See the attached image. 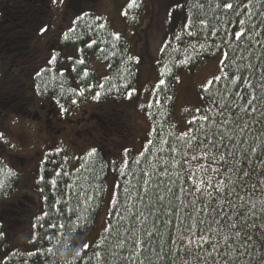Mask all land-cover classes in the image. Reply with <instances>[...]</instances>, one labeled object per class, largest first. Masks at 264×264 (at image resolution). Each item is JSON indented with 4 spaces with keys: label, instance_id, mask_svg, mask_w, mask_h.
Wrapping results in <instances>:
<instances>
[{
    "label": "trees",
    "instance_id": "obj_1",
    "mask_svg": "<svg viewBox=\"0 0 264 264\" xmlns=\"http://www.w3.org/2000/svg\"><path fill=\"white\" fill-rule=\"evenodd\" d=\"M177 1L151 68L165 83L157 86L148 108V142L140 151L128 147L110 160L98 147L84 153L63 147L47 154L38 175L30 176L36 180L29 191L37 199L18 200L25 224L29 209L38 210L26 245L12 248L18 240L14 228L23 220L11 223L0 217V264H264V154L259 148L251 151L264 145V0ZM131 3L122 19L136 26L146 6L143 0L129 7ZM225 3L239 7L225 9ZM16 11L19 33L24 29L22 15L31 31L41 25L37 21L43 14L34 7L27 4ZM46 19V31L37 28L34 34L41 43L35 49L52 50L51 56L38 66L19 57L11 63L4 54L8 44L15 51L22 46L16 36H2L0 77L13 73L25 82L17 81V88H24L29 98L53 100L61 109L71 103L82 106L93 96V106L122 102L138 92L142 60L105 18L88 11L63 32ZM241 30L237 39L235 33ZM221 54V79L200 88L201 104L178 118V80ZM95 60L105 70L99 82ZM253 96L255 113L248 107ZM12 99L0 96V120L28 113L24 108L19 112L21 102ZM16 167L0 157V204L5 209L21 183ZM249 169L250 176L242 180ZM110 176L116 184L107 201L105 225L86 249L78 247L106 205ZM245 217L257 225L245 232L251 240L237 238L240 229L230 227L245 223Z\"/></svg>",
    "mask_w": 264,
    "mask_h": 264
},
{
    "label": "rangeland",
    "instance_id": "obj_2",
    "mask_svg": "<svg viewBox=\"0 0 264 264\" xmlns=\"http://www.w3.org/2000/svg\"><path fill=\"white\" fill-rule=\"evenodd\" d=\"M129 1L131 0H71L70 6L66 8V0H60L52 8L50 7L48 9L47 6L44 8L39 7V11L44 12L45 10L46 13H42L43 15L39 16V19H42L37 21L44 23L46 26L48 23H45L44 19L48 17L46 15L48 14L51 16L49 19H46L50 21L49 24L51 23L57 26V29L58 27L64 29L68 27L72 16L91 7L92 10L89 11L95 12L100 17L104 16L109 20L108 23L117 33L122 34L125 39L131 42L133 46V56L142 60V64L139 68L141 77L138 92L136 94L128 97L122 102L98 104V107L93 106L95 105L93 96L91 100L89 99L82 105V108H84L89 115L82 119L79 125L76 124L73 127L74 135L70 140V147L81 151H85L92 147H99L106 152L108 160L111 159V156L115 155L113 153H121L128 147L140 151L149 140L151 125L148 119V108L149 105L155 101L154 93L161 80L159 72L154 73L151 68L153 62L157 60L159 49L164 42L165 36L162 30L170 19L169 10L177 5L175 3H178L177 0H143L146 6V13L143 16L144 22L141 23L142 25L140 24L141 26H128L122 19L121 14ZM14 4L17 5V0ZM169 6L170 9H168ZM5 15V11L0 13V17H4ZM73 19H75V17ZM20 20L24 23V29L21 31L23 32V37L21 38L20 35H18L16 42L18 41L17 44L22 47L15 52L19 56L20 61L24 59L30 65L35 62L38 66L39 62L46 61L45 58L50 56L51 52L44 51L39 53V51L35 49L39 48L41 44L39 41H35L34 38L37 28L28 33V27L30 26L26 23V17L22 15ZM11 28V25L2 28L0 30V38H2V35L7 31L8 34L3 37L10 36L9 33H12ZM19 30L20 29H16L17 32H20ZM32 54H34V57H31ZM15 58L17 57L15 56ZM223 58L224 54H221L215 60L203 62L192 74H186L178 80L176 86H174V89L176 88L174 92L176 100L175 113L178 118H180L183 110L189 108L193 109V107L195 109L201 104L202 101L199 100L198 90L204 88L211 79L220 75ZM94 68L97 71V80L99 82L100 78L105 75V70L100 63H95ZM16 79L17 77L14 76L13 73H9L5 77H0V95L8 93V89L10 88L13 89L14 86L17 85ZM25 85L24 83V86ZM23 91L24 88H18L15 93L21 98L29 99ZM11 92H14V90H11ZM11 96L12 95L8 93V97L10 98ZM94 115L96 116L94 117ZM11 118L12 122L9 121L10 117L5 120L6 117L2 116L0 120V131L2 133L0 136V157L6 158L9 162L15 164L17 166L16 168L21 171L22 178L16 193L11 197L12 199L7 200L9 203L7 207L9 208H2L4 202L0 204V217L11 223H18L19 220H23L24 222L16 224L19 226L14 228V238L18 240L16 243L14 240L12 241L13 248L14 246H24L27 244L31 234L32 222L38 211L34 209V207L32 210L29 209V214L26 216L27 223L25 224L23 217L25 214L24 210L18 206V200L32 203L37 199L36 196L31 197V194L28 195L25 193L32 187L36 180L35 178L31 181L30 176H34L35 170H30L29 167L32 165L30 162L31 160H27L26 156L34 154V150L37 151L35 148L40 145L38 140L47 141L49 135H36L33 131V128H36L35 125L31 124V122L23 117ZM49 139L51 138L49 137ZM59 139H62L64 142ZM68 139L69 135L67 137H58V139L54 138L50 140V142L53 145L61 146H65L66 143L68 146ZM78 143L83 144H81L80 147L74 145ZM30 148L34 150L31 154H26ZM4 149L15 153V156L8 157L5 151L3 152ZM32 157L34 158V155H32ZM107 184L108 193L106 196V205L98 216L96 227L91 233L82 236L79 245L77 244L78 247H83L88 242L94 240L105 225L108 207L107 201H109L110 194L114 190L116 184L113 176L108 178ZM19 209L24 214L21 213ZM24 236L25 239H23Z\"/></svg>",
    "mask_w": 264,
    "mask_h": 264
},
{
    "label": "flooded vegetation",
    "instance_id": "obj_3",
    "mask_svg": "<svg viewBox=\"0 0 264 264\" xmlns=\"http://www.w3.org/2000/svg\"><path fill=\"white\" fill-rule=\"evenodd\" d=\"M10 1L15 2L16 0H10ZM32 1H34L33 5L31 4ZM27 4L30 7H34L35 9L39 11L40 10L39 7L44 8L45 0H17V8L23 7V5H27ZM17 13L18 12L16 11V6L12 8H8L3 21L0 22V30L7 25L12 26L11 28L12 33H9L10 34L9 37L17 36L19 33L16 31V29H18L19 27L18 19L20 17V14L17 15ZM28 30H29L28 33L31 32V27H28ZM6 34H8V31L2 36ZM1 47L0 49H3V47L2 48ZM4 54H6L5 59H10L11 63L12 61H14V59H16L15 56L18 57L17 53L14 51V49L11 48L10 44H8V51H6ZM10 68H12V66L8 67L9 70H11ZM9 73L11 72H8L6 74H9ZM13 90H18L17 85L14 86ZM16 96L17 95H13L12 96L13 99L11 101L21 102L18 107L19 112L22 108L24 109L30 108L29 99L23 98L21 100H17L15 99ZM26 117L32 120L34 123H36L39 126L38 131L41 132V135L44 134L45 132H48L50 133L52 137H57L59 135L64 136L65 133H70L71 124L73 123V121L76 123L79 122V117L73 120L68 114H65L64 111L59 110L57 106H55L52 102H48V101H41V102H38L37 104H34V111L30 112L28 110ZM35 154L37 157L38 156L42 157V155H44L45 152H41V153L35 152Z\"/></svg>",
    "mask_w": 264,
    "mask_h": 264
},
{
    "label": "snow or ice",
    "instance_id": "obj_4",
    "mask_svg": "<svg viewBox=\"0 0 264 264\" xmlns=\"http://www.w3.org/2000/svg\"><path fill=\"white\" fill-rule=\"evenodd\" d=\"M54 2H55V0H54ZM134 5H135V0H132V3L129 4V7H133ZM223 7H224L225 9H234L235 7H239V5H238V4H237V5H234V4H232V3H225V4H223ZM240 23L243 25V24L245 23V21L241 20ZM100 27H103V25H100ZM41 31H46V29H41ZM242 35H243V30H241L240 32H236V33H235V36H236L237 39L242 38ZM215 79H216V80H219V79H221V77L217 76V77H215ZM212 82H213V81H209L208 84L210 85ZM164 83H165L164 80H160V81H159V85H163ZM97 95H99V93H98ZM129 95L131 96V93H129ZM254 100H255V97L253 96L252 99H250V100L248 101V107L251 108V112H252V113H255V111H256V108L252 106ZM149 106H151V105H149ZM197 111H199V109H198ZM194 119H195V118H194ZM203 119H208V117L205 116V117H203ZM241 131H243V129H242ZM193 139H195V137H193ZM149 144H151V141H149ZM212 147H213V148H218V146H217L215 143H213ZM258 148H259V150H260V154H264V145H258V147H253V148L251 149V151H252L253 153H257V152H258ZM93 151H94V150H93ZM246 152H247V150H246ZM91 154H92V153H89V155H91ZM193 159H196V157H193ZM221 159H223V156L221 157ZM215 171H219V169H216ZM238 171H243V170H242V169H239ZM251 171H252L251 169H249L248 171H244V172H243V177H241V179L243 180V179L249 177L250 174H251ZM203 183H204V182L201 181V184H203ZM197 190H198V191H202V189H201L200 187H197ZM254 190H255V186L253 187V191H254ZM229 195H231V193H229ZM253 207H254V206H253ZM262 214H264V210H262ZM230 227H231L232 229H236V228H239V229H240V231H237V232H236V237H237V238H239V239H241V240H251L252 237H251V236H246V235H245V232H246V230L249 229V228H253V229L256 228L257 225H256L254 222H253L252 224H248V223H247V217H245V223H242V224H231ZM262 227H264V226H262ZM262 234H264V233H262ZM226 240H227V238H226ZM206 242H207V241H206ZM134 243H135L136 245L142 247L140 241H135ZM84 247H85V249H86V248L88 247V245H85ZM214 250H215V248H214ZM78 255H79V254H78ZM97 255H99V253H97ZM224 255H227V253H225ZM141 264H142V262H141ZM233 264H234V262H233Z\"/></svg>",
    "mask_w": 264,
    "mask_h": 264
}]
</instances>
